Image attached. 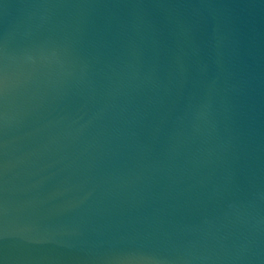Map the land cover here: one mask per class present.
<instances>
[{
    "label": "water",
    "instance_id": "1",
    "mask_svg": "<svg viewBox=\"0 0 264 264\" xmlns=\"http://www.w3.org/2000/svg\"><path fill=\"white\" fill-rule=\"evenodd\" d=\"M0 264H264V0H0Z\"/></svg>",
    "mask_w": 264,
    "mask_h": 264
}]
</instances>
